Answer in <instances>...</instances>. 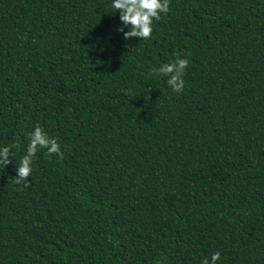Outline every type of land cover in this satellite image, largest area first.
<instances>
[{"label":"trees","instance_id":"1","mask_svg":"<svg viewBox=\"0 0 264 264\" xmlns=\"http://www.w3.org/2000/svg\"><path fill=\"white\" fill-rule=\"evenodd\" d=\"M111 4L0 0V264H264V0H170L146 40ZM37 125L63 155L22 188Z\"/></svg>","mask_w":264,"mask_h":264},{"label":"clouds","instance_id":"2","mask_svg":"<svg viewBox=\"0 0 264 264\" xmlns=\"http://www.w3.org/2000/svg\"><path fill=\"white\" fill-rule=\"evenodd\" d=\"M111 7L119 13V20L123 27L118 28L123 33L124 39L139 38L140 40L149 39L153 32L154 21H159L161 15H167L170 10V0H112ZM129 28L128 31H124ZM189 61L177 56L172 62L161 64L159 67H153L152 73L168 77L167 84L175 93H181L184 89V73L188 67ZM29 144L26 154L23 155L19 164L15 167L17 173L14 183L28 188L30 182L26 178L31 177L33 157L39 149H47L48 155L56 154L62 156L60 144L56 139H51L45 131L39 126L28 134ZM15 144L0 148V165L6 167L12 163L10 158L12 148ZM221 253L216 251L211 254L210 258L203 259L202 264H217L220 260ZM160 264V261H157Z\"/></svg>","mask_w":264,"mask_h":264}]
</instances>
